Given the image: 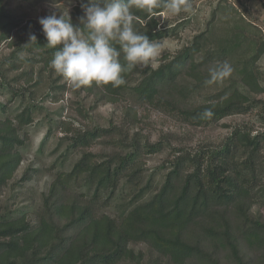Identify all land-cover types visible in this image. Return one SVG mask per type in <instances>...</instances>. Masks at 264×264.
<instances>
[{
  "label": "rangeland",
  "instance_id": "374dc122",
  "mask_svg": "<svg viewBox=\"0 0 264 264\" xmlns=\"http://www.w3.org/2000/svg\"><path fill=\"white\" fill-rule=\"evenodd\" d=\"M191 3L193 14L167 15L163 21L158 15L157 28L165 33L159 40L164 45L160 57L154 67L139 66L128 89L113 97L114 101L108 100L102 89L90 93L68 86L50 64L45 65L46 55L24 49L30 40L27 33L15 35L14 44L0 46V120H14L22 112L33 118V123L20 132L28 141L19 148L22 163L14 179L2 190L0 220L24 218L36 227L45 213V200L55 180L70 173L84 156L91 155L95 162L112 160L113 166L122 158L129 160L128 169L120 173L117 188L96 196L95 185L81 176L60 186L62 196L66 201L92 205L98 217L108 215L121 221L136 203L147 201L162 188L177 158L196 155L205 168L224 158L226 147L231 145L234 162L245 165V174L251 176L252 167L257 170L252 217L264 222V192L259 191L264 188V93H249L240 84V72L244 64H249L264 87V53L256 65L251 63L258 47L264 44V0ZM5 7L22 25L35 23L42 28L40 18L53 11L73 17L81 8V0H5ZM193 45L201 50L196 55L197 62L206 61L209 66L214 61L227 60L234 72L223 84L209 86L205 84L204 69V83L188 94V104L222 98L239 85L251 98L241 113L195 127L173 107L150 105L135 94V88L148 73L173 64ZM186 62L178 64L182 75L176 85L187 87L192 82ZM169 87L162 89L170 90ZM238 131L259 143L257 152L234 143ZM94 133L98 137L91 138L89 134ZM150 145L157 146L156 152L150 151ZM142 189L148 193L142 195ZM131 248L143 253V264H169L145 243L132 244ZM241 252L246 264H264V249H253L242 242ZM221 260L223 264H236L228 252L222 253Z\"/></svg>",
  "mask_w": 264,
  "mask_h": 264
},
{
  "label": "trees",
  "instance_id": "16d2710c",
  "mask_svg": "<svg viewBox=\"0 0 264 264\" xmlns=\"http://www.w3.org/2000/svg\"><path fill=\"white\" fill-rule=\"evenodd\" d=\"M132 11L138 32L151 40L159 41L165 37L164 31L157 28V17L162 9L155 10L153 16L136 9ZM82 15V8H78L77 14L71 17L74 25L83 27L79 22ZM27 24L15 20L7 11L5 0H0V46L7 42L14 44L15 35H35L37 41L28 40L24 49L46 55L44 62L48 66L58 49L46 46L47 39L40 26ZM193 46L173 64L148 73L135 88V94L150 105L173 107L195 127L241 113L251 98L239 85L222 98L188 104V94L204 83V69L208 67L206 61H196L201 50ZM263 53L264 44H261L253 55L252 66ZM208 55L210 57L212 53ZM120 60L125 63L123 54ZM181 61L189 62L188 75L192 82L187 87L176 85L182 75L178 70ZM138 71L139 66L125 73L126 82L118 88L93 83L82 90L92 93L102 89L107 99L114 101L113 97L128 89L130 78ZM240 80L249 93H264L260 77L251 65L244 64ZM168 86L170 90L162 89ZM213 105L211 119H201L200 113ZM32 123V116L25 112L14 120H0V197L22 163L19 148L24 147L28 139L21 135V129ZM89 135L98 137L96 133ZM235 139L236 145L258 151L259 143L243 132L238 131ZM86 143L89 144V140ZM148 148L152 153L157 150L156 145ZM225 155L205 168L196 155L180 156L162 188L147 201L136 203L121 221L108 215L98 217L90 204L64 200L60 186L65 182L82 176L95 185L98 196L103 191L115 190L120 173L128 169L126 158L113 166L112 160L95 162L91 155L84 156L70 173L58 177L52 184L45 200V213L36 227L24 218L0 220V264H143V253L131 248L137 243L147 244L169 264H223L221 256L224 252L230 253L236 264H246L241 252L242 242L253 249H264V222L252 217L256 205L257 170L252 167L251 176L245 174V165L241 167L234 162L231 145L226 147ZM259 191L264 192V188ZM141 192L142 195L148 193L143 189ZM66 235L70 236L64 239Z\"/></svg>",
  "mask_w": 264,
  "mask_h": 264
},
{
  "label": "clouds",
  "instance_id": "9594fccd",
  "mask_svg": "<svg viewBox=\"0 0 264 264\" xmlns=\"http://www.w3.org/2000/svg\"><path fill=\"white\" fill-rule=\"evenodd\" d=\"M81 8L83 15L79 22L83 27L74 25L70 15H57L55 11L39 20L47 39L46 46L58 49L50 67L74 90L93 83L118 88L126 82L125 73L137 66H155L164 45L136 30L132 9L149 16L162 9L161 21L167 15L195 11L191 0H81ZM30 41H37V37L32 35ZM233 72L227 60L214 61L207 67L205 84L219 86ZM214 107H206L200 118L211 119Z\"/></svg>",
  "mask_w": 264,
  "mask_h": 264
}]
</instances>
